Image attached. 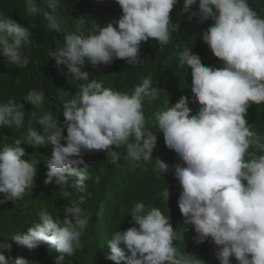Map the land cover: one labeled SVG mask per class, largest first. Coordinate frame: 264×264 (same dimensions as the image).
I'll list each match as a JSON object with an SVG mask.
<instances>
[{"label": "clouds", "instance_id": "1", "mask_svg": "<svg viewBox=\"0 0 264 264\" xmlns=\"http://www.w3.org/2000/svg\"><path fill=\"white\" fill-rule=\"evenodd\" d=\"M44 1L25 0L18 17L0 13V58L24 70L25 50L33 52L37 42L57 74L63 65L66 75L85 83L74 93L36 85L22 99L35 108L27 113L22 103L0 98V136L12 140L0 146V205L21 199L48 203L38 222L11 236L0 234V264H55L65 254L72 257L89 225L81 206L95 183L105 179L112 185L104 208L117 211L134 191L129 166L139 161L153 171L145 192L161 207L135 203L132 226L103 244L97 241L108 264H205L176 246L182 234L169 222L173 218L196 234L200 250L211 238L219 264H230V257L237 264H264V134L254 131L250 114L264 103V18L248 0H183L180 14L198 3L189 19L196 17L201 27L212 21L202 41L222 63L205 66L191 48L179 51L180 67L191 68V92L171 105L167 98L150 119L144 102L160 93L150 76L129 94L104 87L81 69L85 61L95 68L114 59L156 68L154 54L146 56L140 45L160 53L169 43L176 30L170 13L178 0H82L84 10L67 17L60 0ZM93 5L106 6L109 14L96 29ZM79 21L87 32L69 28ZM33 25H41L40 35ZM126 72L121 74L127 78ZM0 83L7 87L2 78ZM191 102L199 105L195 114ZM64 190L72 201L58 205Z\"/></svg>", "mask_w": 264, "mask_h": 264}, {"label": "trees", "instance_id": "2", "mask_svg": "<svg viewBox=\"0 0 264 264\" xmlns=\"http://www.w3.org/2000/svg\"><path fill=\"white\" fill-rule=\"evenodd\" d=\"M81 2V3H80ZM38 4H45L44 0H37ZM250 7L257 12V14L264 18V0H248ZM61 14L68 16L75 11H83L84 6L82 0H60ZM85 4V3H83ZM183 0H178V3L173 7L170 13L171 20L175 23V31L171 34V39L167 45L161 48L160 53H154L151 44L142 42L140 48H145V55H152L156 68L151 69L142 63L132 66H126L120 59H114L109 65H97L93 68L87 61H85L82 71H87L90 74V79L93 77L98 81L103 82L106 88L120 90L121 92L132 93L134 87L139 84L144 77H151L153 87L160 89L159 97L154 102H144L143 109L148 113L150 119L153 114L165 107V101L169 99L171 105L176 97L183 92H191V68L180 67L178 60V52L191 48L192 53L197 54L201 62L205 66L220 67L221 61L214 57L210 49L202 41V34L212 24L211 20L202 23L197 22L196 17L189 19L192 12L197 11L198 3L189 7L188 12L180 14ZM86 5V4H85ZM72 7V8H71ZM26 9L25 0H0V13L9 17H18ZM92 15L95 20V29L97 24L100 27L104 26V20L109 15L107 7L104 5L92 6ZM67 11V12H66ZM41 26V25H40ZM40 26L33 25L32 29L35 34L42 32L39 30ZM71 30L77 33H84L88 31V27L83 22L68 25ZM40 39L48 44V40L42 36ZM44 47L36 42V47L32 52L30 47L26 48V56L29 63L25 69H18L13 65L7 64L6 60L0 58V78H2L6 86L0 83V98H11L17 103H22L25 112L35 111V108L30 103L23 101L24 96L32 90L36 85H48V92L51 88L55 93H62L63 90H76L79 92L80 87L84 81L77 80L66 75L67 69L61 65L60 71L62 75L57 74L50 60L44 56ZM127 70V78L121 72ZM46 101H50L47 94H44ZM58 96V95H52ZM257 111L252 119L254 131L258 134H264V103L257 105ZM189 107L192 113L198 111L199 105L191 102ZM40 110V109H39ZM38 111V110H36ZM27 117V115H26ZM149 121L147 120V126ZM12 140L0 136V146L5 143H10ZM34 159H37L36 152H34ZM129 171L134 178V191L130 197L126 198L122 206L117 211H110L104 208L105 198L113 192L112 185L105 179H99L95 183L93 194L86 200L82 209L90 216V221L87 229L81 237L80 247L76 253L71 257V261L83 262L85 264H108L99 253L97 249V241L103 244L105 239L111 237L116 230H126L132 226V218L130 213L131 208L137 202H143L146 205L154 207H161L160 201L145 192L146 184L153 179V171L139 161L129 166ZM120 179L124 181V175H120ZM62 192L58 199V205L66 201H72L70 192ZM115 198H120L116 195ZM48 203L40 199L27 200H9L6 204L0 205V234L13 235L20 233L22 229L34 222L39 221V213L45 209ZM162 214L167 215L165 210L161 209ZM175 221L169 219V222L178 233L182 234L181 238L174 243L181 250L192 254L195 257L205 261V264H219L216 258L217 246H215L211 238L206 240L208 244L206 250H200L194 243L193 238L198 241L196 234L184 225L181 220L173 218ZM182 228L187 230L182 233ZM1 243V241H0ZM102 250V249H101ZM38 249L35 254H40ZM108 254V253H107ZM35 264H48V262H37ZM230 264H237L234 257H230Z\"/></svg>", "mask_w": 264, "mask_h": 264}, {"label": "bare ground", "instance_id": "3", "mask_svg": "<svg viewBox=\"0 0 264 264\" xmlns=\"http://www.w3.org/2000/svg\"><path fill=\"white\" fill-rule=\"evenodd\" d=\"M52 247V246H51ZM52 248H54V247H52ZM60 254H58V252H57V257L59 256ZM108 254L107 253H104V255H103V257H105V256H107ZM65 257H66V259H62V260H60V261H57V258H56V263L55 264H57V263H59V264H68V262H67V259L71 262V257H68L66 254H65Z\"/></svg>", "mask_w": 264, "mask_h": 264}]
</instances>
